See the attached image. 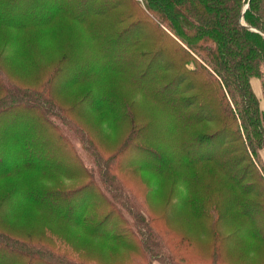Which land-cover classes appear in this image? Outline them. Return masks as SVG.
I'll list each match as a JSON object with an SVG mask.
<instances>
[{
	"label": "rangeland",
	"instance_id": "rangeland-1",
	"mask_svg": "<svg viewBox=\"0 0 264 264\" xmlns=\"http://www.w3.org/2000/svg\"><path fill=\"white\" fill-rule=\"evenodd\" d=\"M7 1L0 0L2 20L5 18L3 12L9 7ZM136 2L142 6V0ZM90 3L85 0L84 5V2L73 0L70 5L76 13L82 15L97 7L87 10ZM129 3L131 2L128 0L122 8L110 9L102 16L91 11L92 14H85L83 19L63 13L56 14L52 27L57 24L70 26L56 33L59 38L55 42L47 38L52 31L48 25H36L30 20L25 22L28 24L25 27L6 23L0 25L2 74L24 76L25 80L33 82L36 74L41 75V69L48 64L51 68L57 61L55 57L59 58V55L54 47L60 45V51L62 48L67 51L62 73L67 80H71L59 84L57 77L49 84L44 83L40 89V85L36 89H32L33 86L24 89L21 84L18 86L22 89H0V105L21 100L23 104L30 105L38 97V102L43 101L41 105L44 106L43 115H40L39 110L35 114L36 110L32 107L25 106L27 110L16 106L8 110L11 114L7 126L0 122V136L5 140L0 146V231L19 240V245L30 243L32 249L40 248L43 251L35 256L25 257L30 253L23 255V251L13 248L11 253L6 249L5 253L0 250V255L8 260L7 264H49L51 254L46 251L49 248L69 264L72 261L77 264H138L136 259L141 258L140 254H145L141 249H135L131 239L127 238L128 242L126 244L125 241L124 245L121 241L108 239L102 234L96 235L98 227L104 230L102 228L110 229L112 225H116L115 213L108 214V211L114 209L106 206L107 201L113 198V190L116 188L112 185L114 181L118 188L125 191L122 193L123 199H128L129 203L131 198L136 199L146 212L156 216L168 209L169 221L155 218L152 229L163 235L164 251L172 253L176 262L212 264L211 256H216V264H264V247L250 239L254 231L264 235V206L246 204L244 209L241 205L236 206L247 195L238 193L240 187L243 190L242 184L239 188H232L221 181V178L226 177L222 173V162L225 165L228 162L222 150L225 144L220 145L222 139H212L220 150L215 154L222 161L221 166L219 161L214 163L213 167L218 172L215 171L213 178L209 175L210 163L202 162L197 167L187 166L186 161L197 157L189 145L196 123H180L182 120L188 122V115L192 116L196 109L193 103L188 104L185 117L178 119L177 112L172 107L173 102L169 104L163 99L171 98L175 86L161 90V84L155 82L152 76L156 71L161 75L171 74L170 68L166 70L160 64L164 61H176L190 73L189 76L181 73L178 78L181 86L185 88L190 83H195L196 86L189 88L191 90L184 95L203 89L206 93L200 94L199 101L207 102V89H215L214 86L207 87L205 71L197 67L198 63L193 59L173 47V40L160 37L161 45H155L151 21L141 14L128 17L127 11L134 10ZM38 11L43 14L41 9ZM129 25L131 31L121 35ZM137 27L143 30L137 31ZM111 39L118 41H115V45L107 46L108 50L103 53V42ZM161 46L167 51L164 52L166 55L156 56L154 51ZM6 54H9L7 58L4 57ZM150 63L152 65L147 72ZM159 65L160 69L157 70ZM82 72L83 75L87 74V81L83 83L72 79L75 74L80 75ZM173 75L174 72L167 78ZM4 78L6 81L7 78ZM91 86H96L97 89L88 90ZM199 86L201 87L198 88ZM98 90L103 95L99 94L102 103L108 99L107 96L114 100L111 104L127 100L132 105L133 123L120 119L117 114L97 109L95 103L99 96ZM90 92L93 101L85 100ZM213 92L214 90L209 91L212 98ZM259 98L261 105V98L264 100V97L262 95ZM214 102L218 103V100ZM205 113L207 112L201 109L197 114L200 116L197 120L202 119L198 125H207L199 129L202 134L215 127L212 126L214 122L203 117ZM20 114L23 115L19 118L20 122L11 124L10 121H15ZM0 115L2 117L4 114ZM83 133L88 135L89 143L81 139L80 135ZM44 134L51 136V145L46 146L40 142V136ZM66 136L70 138L69 141L61 140L60 137ZM242 136L244 139L245 134ZM66 144L70 150H67ZM212 148L213 145L207 147L206 152H213ZM24 157L31 161L30 167L21 164ZM39 157H42V166L38 164ZM252 157L262 172L264 148ZM47 160L50 163H46ZM114 161L117 162L115 166L109 164ZM246 165L242 161L239 166L233 164L225 168L238 179L242 170L246 174ZM168 169L177 172L170 174L172 176L163 175L161 171L167 172ZM245 182H249L248 178ZM87 184L91 185L90 189H81ZM251 185L250 183L246 187L250 189ZM191 189L201 200H206L203 205H194V201L186 208L184 201ZM255 189L262 204L260 185ZM234 194H239V198L231 209L228 206L231 207L234 202ZM249 197L250 201L253 200V196ZM206 204L205 208L209 211L204 213L201 208ZM119 209L116 210L117 213ZM233 213L235 218L230 217ZM122 214L131 218L124 210ZM105 217L109 219L98 226ZM225 223L232 224L230 229H241L233 235V240L229 238L219 241L217 233L226 238L228 230L222 231L226 228ZM160 229H168L167 234L165 230L157 231ZM0 243L3 247L1 240ZM153 243L156 244V239ZM160 246L161 243L158 242V247ZM13 254L16 256L9 259ZM146 256L149 264H168L162 263L161 259L165 258L158 257L155 252H146ZM3 258H0V264H3Z\"/></svg>",
	"mask_w": 264,
	"mask_h": 264
},
{
	"label": "trees",
	"instance_id": "trees-1",
	"mask_svg": "<svg viewBox=\"0 0 264 264\" xmlns=\"http://www.w3.org/2000/svg\"><path fill=\"white\" fill-rule=\"evenodd\" d=\"M71 1L73 0H8L7 2L10 8L8 7L7 10L3 12V16L5 18L3 20L0 19V25L6 23L7 25H19V27H25L28 25L25 23L27 20L34 22L36 25H48V28L52 31L49 33L47 38L53 39V42H55L59 38L56 36V33L63 30L65 27L70 26V24H57L52 27L51 23L53 22V18L56 16V14L59 15L58 13H63L73 18L79 17L80 19H83L89 13L92 14L91 11H95L97 15L102 16L108 13L110 9H116L119 7L122 8V6H125L126 2H128V0H108L107 2L103 0H96V2L89 0L91 3L89 7H87V10L95 6L97 7L85 13L86 15H80L76 13L71 7ZM77 1L81 3L84 2V5H86L85 0ZM129 2H131L129 4L134 8V10L127 11L128 17H134L135 14H141L151 21L150 25L153 31L152 34L156 39L155 45H161L159 42L160 37L173 40V47H177L182 54L198 63L197 67H200V69L205 71V75L207 76V87L212 85L215 88L207 89V102L199 101L200 94L206 93H204L203 89H200L199 92H193L190 95H184V93L193 89L194 87L196 88V86L195 83H190L185 88L184 86H181V81L178 78L182 74L189 76L190 73H188L183 68V65L176 61H164L162 64H160L161 67L164 66L166 70L170 68L172 73L174 72V75L171 78L167 77H170L172 73L167 75L165 73L161 75L157 71L152 76V79H154L155 82L158 81L159 85L161 84V90L169 88V86H175V89L172 90L171 98L163 99L167 100L169 104L173 102L172 107L175 108L178 119L185 117V108L188 104L193 103L195 107L194 109H196L194 110V114L192 116L188 115V122H186V120H182L180 123L182 124L184 122V125L196 123V129L194 128L195 133L190 136L191 140L189 145L197 157L186 161L187 166L197 167V164L202 162L210 163L209 175L213 178L215 171L218 172V170L214 169L213 167L214 163L219 161L220 165L222 161L218 160V157L215 154L216 151L219 152L220 150L216 148L212 139H222L220 141V145L225 144V147L222 148V150L226 154L228 162L226 165L223 162V166L220 165L224 168L222 173L226 175V177L221 178V181L225 182L232 188H239L242 184L243 190L240 187V192L238 193L247 195L244 200L240 199L241 202L238 201L236 206L241 205L243 206V209L246 204L263 207L264 167L262 168V172H260L259 168L255 165V160H252V156H254V153L259 152L264 148V108H262L260 105V98L255 93L251 80L254 77L261 78L262 92L264 97V0H142L143 7L138 4L136 0H129ZM39 9L42 10L43 14H40L38 11ZM241 17H243L242 21ZM130 25L121 32V35L124 34V32L128 34V32L131 31ZM142 30L143 28L137 27V31ZM115 41H118V39ZM115 41L113 39L109 41L105 40L103 42V53L105 50H108L107 46L115 45ZM148 41L150 42L151 39ZM54 49H56L59 58L58 56L55 57V60L57 61L51 66V68H49L48 64L46 68L41 69V75L36 74L37 76L33 78L34 83L32 81L30 82L25 80L24 76L15 77L11 75L12 73L8 74L9 76H6L0 72V89H22L18 86L19 84H21L24 89H30L29 86H33L31 88L36 89L37 85H40V89L44 83L49 84V82L57 79V77L59 84L68 83L67 81H71L67 80L66 76H64L62 73L63 63L65 64L63 59L67 57L65 54L67 51L63 50V48L62 51H60V45L58 47H54ZM164 52L166 53L167 51L164 50L163 46L157 48L154 51L156 56L159 54L166 55ZM8 56L9 54L4 55L6 58ZM151 65L152 63H150L148 66L147 72ZM160 65L157 70L160 69ZM67 67L68 65L65 68ZM58 69L60 71L55 73ZM86 75L87 74L83 75L82 72L80 75L75 74L74 78L72 79H74L76 82L80 81L84 83L88 79ZM4 76L7 78L6 81L4 80ZM87 85L89 86L90 84L88 83ZM200 87L201 86L198 88ZM90 89L97 88L96 86H91L88 90ZM210 90H214V99L209 95ZM98 91V95L101 94L100 90ZM101 95L98 96V100L95 103V107H97V109L106 111L109 114H117L120 119H123L126 122L130 121L131 124L133 123L132 105L127 100L122 99L117 104H111V101L114 100L111 99L110 96L106 95L108 99H106L105 96L106 101L102 103ZM93 97H95V94ZM11 99L16 100L13 98ZM216 99L218 100V103L214 102ZM85 100L93 101V98H91V92L89 93V97ZM42 103L43 101L38 102V97H36L35 101L30 105L23 104L22 100L18 102L11 101L1 104L0 114L4 115L0 117V122H4L7 126L11 114V112L9 113L8 110L13 109L16 106H27L29 108L32 107V109L36 110V112L34 111L35 114L40 111V115H43L44 106L41 105ZM178 104H181V107H178ZM109 109H111L113 112H110ZM201 109H204L207 112L205 115H203V117H207V121L214 122L212 126H215L211 127V130L208 128L209 132L203 134L199 133V129H203L207 125H198L202 119L197 120L199 116L197 114H199ZM20 117H23V115L20 114V116H17L15 121H10L11 124L15 125L17 122L19 123ZM113 117L115 118L116 116ZM239 126H241L244 132L242 130L240 131ZM243 134H245L244 139L242 136ZM80 136L85 143H89L90 139L88 138L87 134L83 133ZM1 137L2 135L0 136V146L2 145L3 141H5L2 140L3 138L1 139ZM57 138L58 137H56V139ZM60 138L61 140H70V138L67 136ZM40 142H43L44 145L49 146L51 145L52 138L51 136L44 134L43 136H40ZM185 145H187V142ZM212 145L213 152L207 153V147H211ZM66 146L68 147L67 150H70L69 145L66 144ZM217 146H219V144ZM150 150L152 152L151 148ZM1 158L2 157L0 156V166H2ZM39 161V163H36L42 166V164H44L42 163V157H39ZM242 161L246 162L247 168L244 169H247V171L245 174L242 170L240 172V176H238V179H236L234 176L235 174L231 173L230 170L225 167H227V165L233 166V164L234 166H239ZM46 163H50V160H47ZM21 164L30 167L29 165H31V161L24 157ZM109 164L115 166L117 162H109ZM161 172L163 175L172 176L170 174H174L177 171L168 169L167 172ZM247 178L249 180L248 183L245 182ZM251 178H254L253 181H250ZM218 181L220 182V178ZM250 183L252 185L249 189L246 187V185L249 186ZM89 184L82 186L81 189L85 191L90 189L91 185ZM113 184L116 186L115 190H113V198L107 201L106 206L109 209H114L112 211H108V214L110 215L112 212L115 213L114 217L116 225H112L110 229H108V227L102 228L104 230H100V227H98V229H96V235L102 234L101 236H105L108 239H112L114 241H121L124 245H126L128 242L127 238L131 239L135 244V249H141L145 254H140L141 258L136 259L138 264H149V259L146 256V252L149 251L155 252V254L160 258L161 256L164 257L165 261L162 260V258V263L167 262L168 264H183L176 262V257L173 256L172 253L168 254L166 251H164L165 240L163 235L161 233H156L152 229V221L155 220V218L169 221V216L167 215L168 209L166 208L162 214L154 216L149 211L146 212V209L141 208V203L137 202L136 199L131 198V203L127 201L128 199H123L122 193L125 191H122V189L118 188L119 186L115 184L114 181H112V185ZM258 185H260V194L263 205L260 204L259 193H257L255 189L256 186L258 187ZM249 196H253V200L250 201L251 197ZM232 198L235 200L231 204V207L230 205L228 206L231 209L234 208L236 200L239 198V194H234ZM194 201L196 202L194 205H203L206 200H201V197H197L195 195V191L191 189L189 196L187 197L186 201H184L186 208L192 205ZM245 201L246 203H242ZM124 202H126L127 205H125ZM207 204L203 206L204 208H201L202 212L204 213L209 211L207 208H205L207 207ZM117 209H119V213H117ZM122 210L131 215V218H127L125 214H122ZM233 216L236 215L234 213L232 215L230 214L231 218H235ZM108 219V217L104 219L98 226L106 222ZM120 224L125 226L121 227L119 226ZM231 225V223H225V226L223 225L226 228L222 229V231H228H226V238L224 236H220L217 233L216 238L219 241L224 239L227 240L229 238L232 239L233 235L241 229V227L230 229ZM262 227H264V224H262ZM105 229H108V231ZM163 230H165L164 232L167 234L168 229H160L157 231ZM112 231L116 232L111 233ZM155 239L156 244L153 243L155 242ZM250 239L257 241L256 244L264 247L263 234L254 231V234ZM0 240L4 247L3 248L0 243V250L6 249L11 253L12 249L16 248L17 250L23 251V255L24 253H30L24 255L25 257L35 256V254H39L40 251H43L40 248L32 249V247H30V243H24L23 245L26 247L24 248V246L19 245V240L14 237L7 236L3 231H0ZM158 242L161 243L160 247H158ZM47 249L46 251L51 254V260L49 264H69V262L67 263L63 257L57 255L55 251L49 248ZM6 250H4V253ZM15 256L16 255L13 254L9 259H13ZM1 257L3 258L2 255H0V258ZM38 258L40 257H37V259ZM211 261L212 264H216V256H211ZM7 262L8 260L3 258V264H7ZM15 263L16 262H12L11 264ZM72 264L77 263L72 261Z\"/></svg>",
	"mask_w": 264,
	"mask_h": 264
},
{
	"label": "crops",
	"instance_id": "crops-1",
	"mask_svg": "<svg viewBox=\"0 0 264 264\" xmlns=\"http://www.w3.org/2000/svg\"><path fill=\"white\" fill-rule=\"evenodd\" d=\"M252 87L255 91V93L259 96L262 97L263 92H262V84L261 80H259L257 77L252 78L251 80ZM261 106L264 108V100L261 98Z\"/></svg>",
	"mask_w": 264,
	"mask_h": 264
},
{
	"label": "water",
	"instance_id": "water-1",
	"mask_svg": "<svg viewBox=\"0 0 264 264\" xmlns=\"http://www.w3.org/2000/svg\"><path fill=\"white\" fill-rule=\"evenodd\" d=\"M243 20V17H241V21ZM249 27V26H248ZM251 28V27H250Z\"/></svg>",
	"mask_w": 264,
	"mask_h": 264
}]
</instances>
